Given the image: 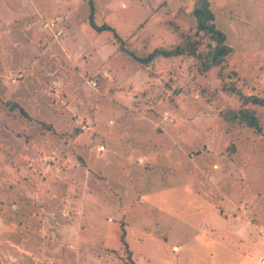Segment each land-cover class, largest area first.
Here are the masks:
<instances>
[{
    "label": "rangeland",
    "instance_id": "1",
    "mask_svg": "<svg viewBox=\"0 0 264 264\" xmlns=\"http://www.w3.org/2000/svg\"><path fill=\"white\" fill-rule=\"evenodd\" d=\"M89 1L0 0V264H262L264 107L231 120L228 88L264 97V0H209L233 52L205 72L132 55L195 0H91L100 31Z\"/></svg>",
    "mask_w": 264,
    "mask_h": 264
},
{
    "label": "trees",
    "instance_id": "2",
    "mask_svg": "<svg viewBox=\"0 0 264 264\" xmlns=\"http://www.w3.org/2000/svg\"><path fill=\"white\" fill-rule=\"evenodd\" d=\"M90 13L88 16L89 24L97 31L103 29H111L107 25H97L94 22V4L89 1ZM182 17L187 18L191 22L193 30L192 35H184L182 42L175 44L171 47L158 46L148 52L145 56H137L132 54L133 57L141 64H148L155 58L163 57H178V56H191L197 59L200 63V70L205 72L212 67H220L227 60V57L233 52L232 46L226 42V34L215 25V15L210 8L209 0H195L191 10L188 13L183 11ZM116 37V34H115ZM232 92L236 93L241 101V107L235 110H230V119L237 120L238 122L245 123L249 127H254L257 131L261 130L258 117L252 110L246 108L247 104L263 106L264 97L255 94H244L237 90L234 86H229ZM12 107H17L22 114L26 112L16 103ZM102 145V144H101ZM104 147V146H103ZM121 240L124 247L128 249L127 243L121 234ZM127 257L130 260L129 264H134L130 254Z\"/></svg>",
    "mask_w": 264,
    "mask_h": 264
},
{
    "label": "built area",
    "instance_id": "3",
    "mask_svg": "<svg viewBox=\"0 0 264 264\" xmlns=\"http://www.w3.org/2000/svg\"><path fill=\"white\" fill-rule=\"evenodd\" d=\"M42 30L50 33L54 37H58L63 35V25L58 24L56 21H51V22H43L42 24ZM104 147L103 145H99L97 147V150H103ZM261 263L264 264V259H261Z\"/></svg>",
    "mask_w": 264,
    "mask_h": 264
},
{
    "label": "crops",
    "instance_id": "4",
    "mask_svg": "<svg viewBox=\"0 0 264 264\" xmlns=\"http://www.w3.org/2000/svg\"><path fill=\"white\" fill-rule=\"evenodd\" d=\"M39 30H40V28H39ZM49 34H50V33H49ZM50 35H51V34H50ZM64 36H65V34H64ZM50 115L56 118V116H54L55 114H50ZM96 151H97L99 154H101V153H103V152L105 151V149H103V150H99V151L96 149Z\"/></svg>",
    "mask_w": 264,
    "mask_h": 264
}]
</instances>
